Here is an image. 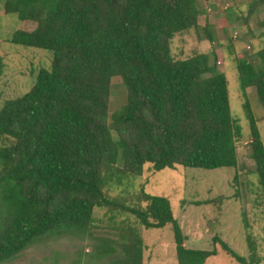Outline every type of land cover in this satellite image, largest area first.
<instances>
[{
	"label": "trees",
	"instance_id": "16d2710c",
	"mask_svg": "<svg viewBox=\"0 0 264 264\" xmlns=\"http://www.w3.org/2000/svg\"><path fill=\"white\" fill-rule=\"evenodd\" d=\"M212 1H6L5 13L23 23L10 41L49 51L52 65L38 73L29 93L0 110V138L7 142L0 148V264L70 237L96 242V260L145 264L138 230L129 226L119 228V239L99 237L96 209L136 216L148 230L172 225L179 264H206L218 255L186 248L168 198L143 193L142 203L129 206L105 193L142 176L147 166L155 172L239 167L244 135L232 115L219 52L186 59L173 54L178 36L199 34ZM263 6L264 0H251L249 17ZM205 31L213 43L208 26ZM255 58L258 65L244 58L237 71L264 203V142L248 100V89L255 88L264 107V46ZM5 68L0 56V78ZM114 78L123 80L128 98L111 124ZM216 243L237 264L262 263L251 241L249 259ZM84 257L81 252L72 264H84Z\"/></svg>",
	"mask_w": 264,
	"mask_h": 264
},
{
	"label": "rangeland",
	"instance_id": "374dc122",
	"mask_svg": "<svg viewBox=\"0 0 264 264\" xmlns=\"http://www.w3.org/2000/svg\"><path fill=\"white\" fill-rule=\"evenodd\" d=\"M7 0H0V56L5 63L0 78V110L9 100L29 93L42 70H50L52 55L49 51L13 44L10 40L22 29L23 23L15 14L5 13ZM206 15L200 19V32L185 33L173 43L177 59L190 58L197 53L218 51V68L225 73L229 85L231 110L234 120L243 131L238 144L239 167L217 170L177 167L155 172L147 166L142 176L128 179L123 187L106 190V195L116 202L129 206L142 203L143 193L168 198L183 233L185 246L191 250L217 251L216 257L206 264H237L216 239L226 242L245 258L255 254L264 264V203L260 190L257 166L252 159L250 124L245 109L237 65L247 58L256 65V52L264 46V6L249 17L251 0H213ZM206 7L207 4H204ZM213 35L207 39L205 27ZM128 91L121 78L112 81L110 122L113 115L127 104ZM248 100L264 142V107L255 88L248 89ZM113 136L119 140L116 132ZM0 138V148L6 143ZM146 204H143L145 206ZM94 232L99 237L119 239L123 228L137 229L144 240L145 264H179L177 244L172 225L163 229H145L136 216L128 213L96 209ZM118 228V230H117ZM122 231H119L120 229ZM96 242L80 238H64L28 249L15 261L5 264H72L82 252L84 264H108V259L96 260L91 254ZM90 256V257H87Z\"/></svg>",
	"mask_w": 264,
	"mask_h": 264
}]
</instances>
